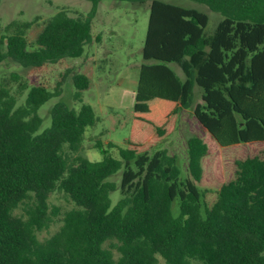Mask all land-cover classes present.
Wrapping results in <instances>:
<instances>
[{
  "label": "trees",
  "instance_id": "16d2710c",
  "mask_svg": "<svg viewBox=\"0 0 264 264\" xmlns=\"http://www.w3.org/2000/svg\"><path fill=\"white\" fill-rule=\"evenodd\" d=\"M89 1L86 15L60 9L49 16L31 43L33 20L11 21L0 36V64L27 69L24 80L11 73L15 89L0 79V264H158L159 257L165 264H264V0H193L222 15L210 34L208 15L196 8L118 0L149 2V15L130 136L118 157L97 141V161L78 153L97 121L80 98L89 79L73 74L80 106L55 102L43 126L39 108L61 89L34 75L79 57L92 41L101 0ZM186 109L219 147L258 149L234 161L233 176L211 201L199 184L209 150L201 136L186 137L185 169L166 148L148 150ZM55 190L73 206L40 239L57 214L49 209Z\"/></svg>",
  "mask_w": 264,
  "mask_h": 264
},
{
  "label": "rangeland",
  "instance_id": "374dc122",
  "mask_svg": "<svg viewBox=\"0 0 264 264\" xmlns=\"http://www.w3.org/2000/svg\"><path fill=\"white\" fill-rule=\"evenodd\" d=\"M164 1L193 7L206 13L208 23L204 29L205 34L212 33L222 19L219 12L193 0ZM91 7L89 0H0V36L6 33L4 28L11 21L33 20L34 23L26 33L31 43L42 29L45 20L56 11L64 9L70 15L78 16L86 15ZM148 15L149 2L134 5L127 1L101 0L92 16V41L85 45L83 53L79 57H67L58 63L48 64L41 73H34L39 77V81H47L51 88H55L59 83L61 89L58 96L49 99L39 108L43 126L49 124V110L55 102L62 101L74 108L80 106L81 102L74 97L76 89L73 85V74L80 72L89 79L87 89L80 91V98L82 102L93 107L97 121L86 128L78 153L92 161L100 160L103 156L100 149L95 147L97 141L102 142L111 156L118 157V147L126 146L125 141L130 136L132 107L142 62L141 49ZM172 66L176 71L179 69L175 65ZM12 72L20 74L24 80L27 69L11 60L0 64V79L8 81L15 89L16 82L11 81ZM22 99L23 96L20 102ZM191 133L201 136L209 148L202 161L204 172L199 184L211 190V201L215 197L214 191L233 176L234 161L249 153H255L258 149L249 152L242 144L232 149L219 147L194 118L192 110L186 109L181 111L170 133L148 150L152 153L159 148H166L169 154L178 156L180 165L185 169L186 137ZM108 142L114 143L115 146L108 147ZM69 155L73 156L71 153ZM112 179L118 181L119 176H113ZM118 195V190L111 193L113 203ZM72 206L73 202L64 192L53 191L49 196V209H57V214L53 215V223L38 233L39 238L44 239L55 232L61 224L63 212ZM173 210L175 212L176 208ZM21 212L20 208L15 211ZM158 264L165 262L159 257Z\"/></svg>",
  "mask_w": 264,
  "mask_h": 264
},
{
  "label": "crops",
  "instance_id": "0c3cea01",
  "mask_svg": "<svg viewBox=\"0 0 264 264\" xmlns=\"http://www.w3.org/2000/svg\"><path fill=\"white\" fill-rule=\"evenodd\" d=\"M177 72L179 73V75H182L181 71L178 69Z\"/></svg>",
  "mask_w": 264,
  "mask_h": 264
}]
</instances>
